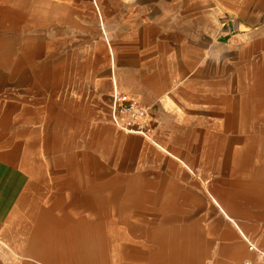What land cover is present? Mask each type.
<instances>
[{
    "label": "crops",
    "instance_id": "0c3cea01",
    "mask_svg": "<svg viewBox=\"0 0 264 264\" xmlns=\"http://www.w3.org/2000/svg\"><path fill=\"white\" fill-rule=\"evenodd\" d=\"M242 4L0 0V43L72 36L80 59L58 84H29L42 94L0 95V264H220L241 255L229 235L264 248L248 233L264 218V159L251 162L264 133L228 130L248 84L245 40L222 20ZM37 14L43 29L19 30ZM114 90L150 108L149 137L112 124ZM247 251L227 264L258 259Z\"/></svg>",
    "mask_w": 264,
    "mask_h": 264
},
{
    "label": "rangeland",
    "instance_id": "374dc122",
    "mask_svg": "<svg viewBox=\"0 0 264 264\" xmlns=\"http://www.w3.org/2000/svg\"><path fill=\"white\" fill-rule=\"evenodd\" d=\"M257 7V9L254 8ZM258 12V13H257ZM8 24L13 22L12 15L5 16ZM224 19L222 20V27L227 30L228 33L239 35L243 37L244 43L240 45L242 47L243 62L244 66V78L247 80L248 86L245 87V104L238 110L237 125L234 127H228L229 136H234L236 132H243L244 134H252L253 132L264 133V0H243L240 12L229 11L224 13ZM2 19H0V23ZM21 24L19 30H31V23L36 24V28L43 29V24L46 22L43 15H36L34 21L31 19H19ZM238 22V28L235 30V25ZM5 21V27H6ZM24 24V25H23ZM29 24V25H27ZM57 40L60 38V31H65L64 28L57 26ZM5 30L10 28L6 27ZM5 39L9 37L4 36ZM19 39L17 42L5 40L4 43H0V50L3 49V56L0 57V95L11 94V84H15L20 87L19 93L23 95H33L37 93H43L41 91L28 90L29 84L40 85L43 83L58 84L61 82L62 69L68 68L70 70L78 69L80 66V59H77L79 44L75 41L74 37H68L71 42L61 43L48 42L46 41L47 36L36 35L31 38L28 36L20 35L14 37ZM30 38V39H29ZM33 39H36L34 41ZM241 42H243L241 40ZM67 48L68 53H63ZM71 51V52H70ZM0 54L1 51H0ZM23 55V57H21ZM67 55V56H66ZM20 56V57H19ZM103 60L101 59V62ZM259 84V98L257 100L247 99L251 95L252 86ZM256 88V87H255ZM250 89V90H249ZM256 90V89H255ZM258 140V141H257ZM51 140H37L36 147L41 148L50 146ZM56 146L59 144L57 140ZM254 146L258 148L259 154H255L253 163L254 169L263 168L261 162L264 159V135H261L258 139H254ZM103 143L101 142V145ZM42 158V156H41ZM258 160V161H257ZM198 215H201L199 213ZM217 215L212 216L214 221ZM204 219V218H203ZM208 219L207 221L211 220ZM182 219H177L175 224H180ZM205 219L202 223H204ZM258 224L253 225L248 230L251 239H258L261 246H264V218L256 221ZM157 228H149L148 232L155 231ZM228 244L236 242L242 247L241 255L237 258L227 260L220 264H227L229 262H237L242 258L250 255L247 251L245 242L240 238L232 239L228 236ZM212 238L216 239L214 233ZM215 246L212 247L211 255L206 258L211 259L217 257L220 251L219 239L214 240ZM217 259V258H216ZM213 261V259H212Z\"/></svg>",
    "mask_w": 264,
    "mask_h": 264
},
{
    "label": "built area",
    "instance_id": "2783aa9c",
    "mask_svg": "<svg viewBox=\"0 0 264 264\" xmlns=\"http://www.w3.org/2000/svg\"><path fill=\"white\" fill-rule=\"evenodd\" d=\"M110 120L117 129L144 137H149L152 129L150 108L118 90L111 95ZM247 248L256 253L258 259H244L239 264H264V248H257L254 242H248Z\"/></svg>",
    "mask_w": 264,
    "mask_h": 264
}]
</instances>
